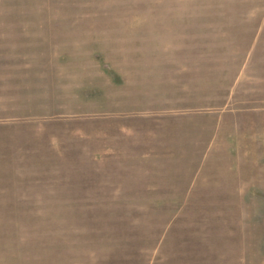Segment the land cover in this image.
Returning a JSON list of instances; mask_svg holds the SVG:
<instances>
[{
    "label": "rangeland",
    "instance_id": "obj_1",
    "mask_svg": "<svg viewBox=\"0 0 264 264\" xmlns=\"http://www.w3.org/2000/svg\"><path fill=\"white\" fill-rule=\"evenodd\" d=\"M0 264H264V0H0Z\"/></svg>",
    "mask_w": 264,
    "mask_h": 264
}]
</instances>
